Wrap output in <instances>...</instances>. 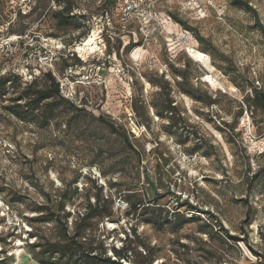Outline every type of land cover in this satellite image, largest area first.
<instances>
[{"label": "rangeland", "instance_id": "rangeland-1", "mask_svg": "<svg viewBox=\"0 0 264 264\" xmlns=\"http://www.w3.org/2000/svg\"><path fill=\"white\" fill-rule=\"evenodd\" d=\"M133 5L0 0V264H47L97 204L87 264H264V0Z\"/></svg>", "mask_w": 264, "mask_h": 264}, {"label": "trees", "instance_id": "trees-1", "mask_svg": "<svg viewBox=\"0 0 264 264\" xmlns=\"http://www.w3.org/2000/svg\"><path fill=\"white\" fill-rule=\"evenodd\" d=\"M111 5L115 4V0H110ZM245 6L249 7L248 3H243ZM70 13H71V8H69L68 6L65 7L62 11L58 12V14L61 17H65L66 18V22L69 21V19H71L72 17H70ZM66 22H63V24H65ZM178 23H180L178 21ZM184 29L186 31H190L192 32V34L195 36V38L199 41V42H203L202 37H200L199 34L195 33L193 29H191L190 27H188L186 24L180 23ZM189 64V61L186 62V65ZM51 80L55 81L54 77L52 76V74H49ZM183 78L186 79L185 75L183 74ZM8 81H10L8 79ZM7 82V80H5V83ZM4 83V84H5ZM28 94L31 97H37L38 100H43V99H48L51 98L53 96H57L60 97L61 94V89L59 86V83H55L54 86V90L50 91L49 93H45L42 91H37L33 88L32 85L28 86L27 91ZM47 96V97H45ZM211 102V104H214L215 101H213L212 97H210L209 99ZM254 101L259 102L261 105L264 106V94L262 93H255L254 95ZM159 162L162 161L161 158H158ZM165 167V166H163ZM168 179H170V176H168ZM162 178H161V182H162ZM171 182V181H170ZM169 182V183H170ZM162 184V183H161ZM172 184V183H170ZM170 186V185H169ZM169 186H165L164 188V183L163 185H160V187L156 188V196L157 199H162L164 198L166 195H163L160 193V190H162L164 188V190L167 188V191L165 192V194H170V187ZM187 205H190V203L188 201H186ZM191 206V205H190ZM100 208V205L97 204L95 207H93L92 205H89V207L87 208V212L86 213H82L83 215L80 216V220L79 223H77V228L75 233L67 240L66 243H59V242H55V243H48L47 247L48 249L42 250L39 253H35V256L37 259H39V261H41L42 263H52L55 262V264H87L88 260H93L95 258V255H92V252H89V250H87L84 246H85V242H87L86 237L84 236L88 226L86 224V222L93 217L94 214H96L98 210ZM52 216H58V215H52ZM81 225V226H80ZM232 239H234L235 241H239V239L237 237L231 236ZM244 242L246 243L248 249L255 253L257 256H260L259 253H257L256 251H254L253 247L248 243V241L246 239H244ZM55 254H59L60 257L54 261V256ZM64 257H67V259H63ZM85 257H87L88 259H85ZM109 261L113 264H116L115 260H111L109 259ZM263 262H264V258H263Z\"/></svg>", "mask_w": 264, "mask_h": 264}, {"label": "built area", "instance_id": "built-area-1", "mask_svg": "<svg viewBox=\"0 0 264 264\" xmlns=\"http://www.w3.org/2000/svg\"><path fill=\"white\" fill-rule=\"evenodd\" d=\"M133 2L134 0H115L114 5L116 14L122 16V19H126V17L136 9L135 5H133ZM18 38H0V59H2L4 54L15 45V43L19 40ZM54 59L55 56L51 53L41 57V61L46 64H53Z\"/></svg>", "mask_w": 264, "mask_h": 264}, {"label": "bare ground", "instance_id": "bare-ground-1", "mask_svg": "<svg viewBox=\"0 0 264 264\" xmlns=\"http://www.w3.org/2000/svg\"><path fill=\"white\" fill-rule=\"evenodd\" d=\"M98 47L99 46L96 42V38H95V36L92 35L86 39V42L84 43V45H82L79 49H80V52H84V51L88 52L89 51V52L94 53V52H96ZM188 51L192 57H194L195 59H197L199 61L206 62V60L208 59V56L205 53H203V52H201L195 48L189 47Z\"/></svg>", "mask_w": 264, "mask_h": 264}]
</instances>
